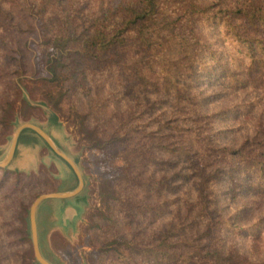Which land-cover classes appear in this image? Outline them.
Returning a JSON list of instances; mask_svg holds the SVG:
<instances>
[{"label": "rangeland", "instance_id": "1", "mask_svg": "<svg viewBox=\"0 0 264 264\" xmlns=\"http://www.w3.org/2000/svg\"><path fill=\"white\" fill-rule=\"evenodd\" d=\"M114 2L51 0L50 24L56 33H80ZM250 3L264 10V0ZM0 4L20 28L0 31V162L21 126H47L56 115L87 178L88 209L75 226L62 229V201L44 203L39 244L46 260L53 261L46 236L57 226L48 240L59 264H264V190L244 173L238 185L216 179L231 152L243 163L264 161V64L237 54L216 26L195 23L166 43L138 41L79 63L70 80L51 81L42 59L49 27L37 0ZM48 154L39 152L28 175L0 188V264H37L26 219L57 185L60 166ZM123 165L131 181L116 184ZM53 206L42 226V212ZM122 242L130 244L126 257L109 254L125 250Z\"/></svg>", "mask_w": 264, "mask_h": 264}, {"label": "trees", "instance_id": "2", "mask_svg": "<svg viewBox=\"0 0 264 264\" xmlns=\"http://www.w3.org/2000/svg\"><path fill=\"white\" fill-rule=\"evenodd\" d=\"M37 3L38 14L47 19L46 23H48L49 27L47 30L49 38L46 43L42 44V59L51 76V81L59 80L61 75L66 80H70L75 66L79 63L85 60L102 61L113 51L126 48L138 41L140 44L148 45L149 47L166 43L170 37H177L179 30H185L184 25H194L195 23L202 24L205 27L216 26L221 29L227 40L233 44L237 54L243 55L245 59L251 61L254 65L264 64V10L254 7L250 0H236V2L232 1L227 4L220 2L209 6L202 4L200 0H115L112 6L98 14L91 25L80 33H56L50 24L51 0H37ZM0 29H2L0 31L3 34L6 32L12 33L13 29L20 30L15 24L14 17L9 11H5L1 4ZM211 54L214 55L213 51H211ZM194 75L196 77L197 74L194 73ZM25 101L27 102V100ZM7 107L8 104L4 107L5 112L8 110ZM39 126L48 133L51 127H63V124L59 121L58 116L53 115L47 126ZM67 138L68 136H65V139ZM55 142L79 166V158L71 155L65 143H59L56 140ZM98 145L100 146V144ZM23 147L35 150L37 156L42 150H48L51 164L56 165L55 163H57L60 166L59 175L54 177L57 185L52 193L63 192L64 190L62 191L60 188L64 184L69 185L71 189L79 185V179L69 163L60 157L38 133L31 129H25L20 134L13 161L5 169L0 168V173H4L3 179L0 181V188L10 177L16 174L28 175L30 173V170L25 171L15 167V161L20 149ZM99 149L101 150L102 148ZM237 155H239V152H231L230 156L226 158L229 163L217 170V181L226 176L230 184L238 185L240 183L238 178L241 173H244L253 181L255 187L264 190V161L257 157H249L247 158L248 162L243 163V160H236ZM4 156L5 151L0 150V160ZM240 159L242 158L240 157ZM80 170L82 172V168ZM126 170L127 168L123 165L120 169L121 174L115 175V181L113 182L120 184L131 181V177ZM82 175L85 181V188L74 199L76 204L82 207L86 213L88 196L84 197L82 195L86 189L87 178L83 172ZM207 181L208 178H206ZM206 188V183H202L203 200L206 199ZM51 200L68 202L69 199ZM45 202L40 205L37 212L39 238L41 237L39 217ZM30 212L26 221L31 229ZM42 213V226H44L48 218L53 217L54 209L51 207L50 215L48 212L46 214ZM56 227L49 229L46 241L50 259L53 260L50 262L59 264L58 257L48 240ZM119 245L120 248H125V250L112 248L109 250V254L116 255L119 252L120 257H126V250H130L128 248L130 244L122 242ZM36 263L40 264L37 259Z\"/></svg>", "mask_w": 264, "mask_h": 264}, {"label": "water", "instance_id": "3", "mask_svg": "<svg viewBox=\"0 0 264 264\" xmlns=\"http://www.w3.org/2000/svg\"><path fill=\"white\" fill-rule=\"evenodd\" d=\"M25 129H31L36 133H38L60 157H62L66 162L69 163V165L72 167V169L74 170V172L76 173L79 179V185L75 190L69 192H58V193L42 195L35 201V203L31 208V212H30L31 231H32L36 259L40 264H52L43 257L40 250L38 224H37L38 209L43 202L50 199L67 200L78 196L85 188V181L77 164L68 155H66L60 148H58V146L55 144V142L52 140V138L48 133H46L44 130H42L40 127L34 124H26L18 129L8 156L5 158L4 161L0 162V168L5 169L13 161L16 154L20 134Z\"/></svg>", "mask_w": 264, "mask_h": 264}, {"label": "crops", "instance_id": "4", "mask_svg": "<svg viewBox=\"0 0 264 264\" xmlns=\"http://www.w3.org/2000/svg\"><path fill=\"white\" fill-rule=\"evenodd\" d=\"M36 126L41 128V126H39V125H36ZM62 128L63 127H58V128L51 127V130L52 131L54 130L55 132H57L58 136L54 135V133H52V131L49 130L48 134L50 135V137L52 138V140L54 142L56 140L59 143H65V140H66L65 136L66 135H64L62 133V130H61ZM55 144L58 146V148H60L56 142H55ZM36 157H37V153L35 150L28 148V147H23L19 151L18 157L15 161V163H16L15 167H17L20 170H25V171L31 170L33 167L36 166V162H35ZM33 159H34V161H33ZM66 172H67V170H66ZM76 188L68 190V191H63V192L73 191ZM58 205H63V207H62V219H63L62 228L63 229H66L68 224L70 226H75V222L77 220L80 221V219L83 218L86 214L85 210L82 207L78 206L77 204H70L68 202H61ZM55 207H57V206H53L52 208L55 209ZM57 230H58V227L53 229V233L58 232Z\"/></svg>", "mask_w": 264, "mask_h": 264}]
</instances>
